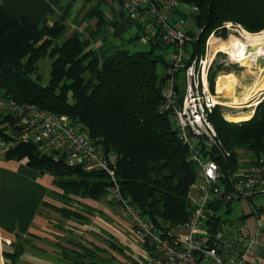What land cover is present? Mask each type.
<instances>
[{"label": "trees", "instance_id": "16d2710c", "mask_svg": "<svg viewBox=\"0 0 264 264\" xmlns=\"http://www.w3.org/2000/svg\"><path fill=\"white\" fill-rule=\"evenodd\" d=\"M106 1L98 0L90 16L98 25L116 26L126 15L113 9L117 14L108 18L102 9ZM179 1L198 7L193 16L203 32L194 43L196 54L205 53L206 40L212 32L228 35L224 26L227 22L241 25L251 35L264 31V0ZM132 23L139 29L130 40L134 42L141 38L142 28ZM66 32L63 19L38 25L27 16H11L0 5V90L18 104H35L66 116L108 155H114L116 179L124 198L159 227L175 228L191 215L188 191L197 177L196 165L190 160L173 118L162 111L164 70L168 65L165 47L150 41L149 50L131 52L118 47L102 53L81 31L69 37ZM46 56L52 59L50 80L42 84L37 71ZM209 84L214 91L213 75L209 76ZM211 121L226 149L233 153L228 163L219 159L225 168L238 166L240 152L248 155L247 161L264 155V99L249 120L228 121L218 105ZM13 128L12 116L0 113V138L9 137ZM5 157L26 160L30 167L54 176L64 201H99L108 197L106 188L111 179L105 171H87L64 159L56 160L39 143L24 141L6 151ZM54 209L68 219L81 221L86 217L68 206ZM70 243L76 249L71 250L70 259L67 255V264H97L90 261L94 252L87 246ZM20 253L16 251V257Z\"/></svg>", "mask_w": 264, "mask_h": 264}, {"label": "built area", "instance_id": "2783aa9c", "mask_svg": "<svg viewBox=\"0 0 264 264\" xmlns=\"http://www.w3.org/2000/svg\"><path fill=\"white\" fill-rule=\"evenodd\" d=\"M127 18L139 23L143 40L171 48L164 70L162 111L173 118L175 128L190 160L196 165V181L188 191L192 212L175 228H162L122 195L116 179L114 155H108L82 129L66 116H58L35 104H18L0 90V113L10 114L14 128L0 138V153L24 141H33L51 151L56 160L82 166L87 171H105L111 184L108 198L120 203L124 217L146 248L140 257L129 253L128 264H264V155L254 161L224 167L233 153L226 149L211 121L218 100L211 91L209 72L216 61L211 49L212 32L204 54L193 50L203 29L197 27L198 7L179 0H114ZM227 29L245 30L227 22ZM181 75V76H179ZM181 91V92H180ZM241 202L254 210L232 220ZM238 211V209H237Z\"/></svg>", "mask_w": 264, "mask_h": 264}, {"label": "rangeland", "instance_id": "374dc122", "mask_svg": "<svg viewBox=\"0 0 264 264\" xmlns=\"http://www.w3.org/2000/svg\"><path fill=\"white\" fill-rule=\"evenodd\" d=\"M102 9L107 10L108 8L105 4H102ZM118 29L119 26L112 25L101 27L98 36L96 38H90L92 47L97 49V38L101 40L105 38V44L111 46L112 50L119 47L127 48L131 52H134L138 50H149L151 48L150 43L142 39L143 34L141 32V38L134 42L130 41L131 38L139 32L137 26L132 25L131 28L123 31L121 35H115L114 32ZM228 30L229 32L226 37L219 36L215 33L212 40H216V47L231 39L240 40L243 38L242 32H239L236 28L231 27ZM259 34H261V32ZM85 35L89 38L88 34L85 33ZM235 36L240 38H236ZM170 50L171 48H165V50H163L167 59V52ZM227 53L228 52L221 51L215 57L216 61L209 72V76L213 75L215 80V89L211 91L216 95L219 102L218 105L221 106L224 117L231 122H240L239 120H235V118L243 113H248L250 111L249 106L261 97V92H259V90L264 87V72L262 73L259 71L261 68H264V58L260 57L258 59L262 67L253 69L255 71V73H253L247 67L241 66V63L233 61L229 53ZM51 62L52 59L46 56L42 58L38 64L37 74L40 75L39 81L42 84H47L50 80ZM160 72H162V70H160ZM239 160L240 163L245 164L246 160H248V155L244 152H240ZM65 202L72 203L70 206L74 208L73 210L82 212L86 217H84L81 222L75 218L68 219L59 212L54 214L51 218L52 223L53 221L54 223L56 221L58 222V224L54 225V228L56 230H62L67 234H65V237L56 235V239L59 240L56 243L48 242V245L54 247L55 253L61 252L60 250L62 248L60 247V241H63L64 244L69 243L68 245L70 248L74 246L70 241L80 242L87 246L94 252L90 261H94L97 264H128L130 258L127 255L129 253L138 257H140L138 254L142 255L145 253L146 248L143 247L144 243L137 236L135 230L131 226L129 218L124 217V209L120 203H110L108 197H104L99 201L89 199V202L85 203L87 205L85 209V206L83 207L80 203H76L71 199ZM254 203L257 206L264 205V198H258ZM253 210V204L241 202V204L236 206L234 213H230L229 216L230 219L234 221L238 219L237 217H241L244 212L247 214ZM62 219L65 221L61 222ZM238 220L240 221V219ZM57 244H59V246H57ZM62 251L63 253L65 251V257L61 253L62 257L58 258L51 250L42 253L34 252L27 248L23 255V261H27L25 262L26 264L70 263L67 255H69L70 259L73 256V252L69 248H65Z\"/></svg>", "mask_w": 264, "mask_h": 264}, {"label": "crops", "instance_id": "0c3cea01", "mask_svg": "<svg viewBox=\"0 0 264 264\" xmlns=\"http://www.w3.org/2000/svg\"><path fill=\"white\" fill-rule=\"evenodd\" d=\"M97 2L98 0H0V5L11 16H27L38 25L53 24L63 19L67 24L66 37L75 31H81L88 34L90 39L96 38L101 27H105L98 25L97 20L90 16ZM103 4L108 8L107 17L113 18L117 14L113 9L119 10L115 2L108 0ZM132 25L126 16L121 17L116 25L119 29L114 32L115 35H121ZM104 40L105 38H97V50L102 53L112 51ZM61 194L62 190L54 183V176L30 167L26 160L7 159L5 153H0V264H26L23 255L27 248L34 252H54V247L48 244L59 241L56 235H67L54 228L58 224L57 221L52 223L51 218L58 213L54 208L68 206L74 209L70 206L72 203H66ZM72 201L84 207L89 199L75 198ZM64 221L62 219L61 222ZM60 243L61 252H54L58 258L62 257L61 253L65 257L62 251L64 248L76 249L74 246L70 248L69 243ZM16 251H21L17 257Z\"/></svg>", "mask_w": 264, "mask_h": 264}, {"label": "bare ground", "instance_id": "6f19581e", "mask_svg": "<svg viewBox=\"0 0 264 264\" xmlns=\"http://www.w3.org/2000/svg\"><path fill=\"white\" fill-rule=\"evenodd\" d=\"M245 33L246 31L242 32V39H231L228 42L219 45L218 47L215 46V43H217L216 40H211L212 52H228L230 58H232L233 61L241 63V66H245L250 71L255 73L253 69H258L259 67H262V65L259 64L258 59L260 57L264 58V32L255 35ZM235 37L240 38L237 36ZM259 72L263 73L264 68H261ZM259 92H261V97H259L255 102L251 104V106H249L250 111L248 113L241 114L239 117L235 118V120L246 121L254 115L255 108L263 99L264 87L259 90Z\"/></svg>", "mask_w": 264, "mask_h": 264}, {"label": "water", "instance_id": "95a60500", "mask_svg": "<svg viewBox=\"0 0 264 264\" xmlns=\"http://www.w3.org/2000/svg\"><path fill=\"white\" fill-rule=\"evenodd\" d=\"M263 99H264V96H263ZM263 99H262V100H263ZM255 110H256V108H255Z\"/></svg>", "mask_w": 264, "mask_h": 264}]
</instances>
